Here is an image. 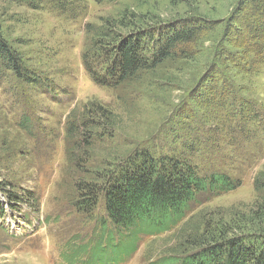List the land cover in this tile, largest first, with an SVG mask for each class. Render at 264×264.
I'll list each match as a JSON object with an SVG mask.
<instances>
[{"label": "rangeland", "instance_id": "1", "mask_svg": "<svg viewBox=\"0 0 264 264\" xmlns=\"http://www.w3.org/2000/svg\"><path fill=\"white\" fill-rule=\"evenodd\" d=\"M238 2L85 0L81 11L60 14L0 0V28L8 45L22 55L28 68L53 80L64 90L61 95L67 96L59 101L47 97L11 72L0 79V181L10 182L20 195L23 190L33 191L36 198L31 207L21 205L12 212L0 193V207L6 211L0 219V264H66L60 254L69 245L76 251L95 241L96 221L74 208L76 183L142 150L155 157L185 151L200 169L223 170L241 184L231 191L199 195L183 223L161 234L140 235L135 251L120 264H150L171 253L190 254L184 244L195 224L200 233L206 231L201 225L205 221L207 233L212 227L230 226L242 232L262 224L252 219L264 213V190L258 191L255 184L258 174L264 175V128L256 141L239 148L237 142L224 138L229 137L221 126L226 120L223 113H218L217 124L197 125V119H208V110L192 98L211 86L201 78L222 52H240L222 33ZM194 17L212 20L215 29L190 47L189 57L142 68L116 86L98 85L88 77L82 59L100 50L97 38L92 39L100 28V35L114 41L111 49L132 29L156 30ZM143 41L150 46L144 37ZM227 73L240 96L264 107V62L251 73L233 69ZM92 105L108 111V130L102 136L95 133L86 150L78 129L89 118L86 111ZM184 105L189 116H180ZM31 112L26 131L21 119ZM72 123L76 127L70 131ZM194 136L200 145H193ZM186 142L192 143L190 149L183 145ZM74 154L82 157L81 162H76Z\"/></svg>", "mask_w": 264, "mask_h": 264}, {"label": "trees", "instance_id": "2", "mask_svg": "<svg viewBox=\"0 0 264 264\" xmlns=\"http://www.w3.org/2000/svg\"><path fill=\"white\" fill-rule=\"evenodd\" d=\"M5 1L32 9L47 8L57 13L78 12L84 9L85 4V0ZM214 26L210 19L194 17L176 20L156 30L132 29L127 36L120 37L111 49L114 41L107 39L105 34L100 35V28L92 38H97L100 50L93 55L84 54L82 61L88 77L94 83L116 86L142 68H154L172 58L189 57L190 47H196L201 36L213 31ZM222 33L225 37L229 36L226 42L233 43L240 52H222L201 78L211 86L192 98L196 99L194 101L198 106L203 105L208 110V119H197L199 127L210 122L217 124L218 113H223L222 118L226 120L221 126L228 131L226 135L230 139L225 135L224 138L237 142L239 148H243L250 141H256L258 132L264 128V107L240 96L239 88L226 70L251 73L264 62V0H239ZM143 37L150 42V46L145 44ZM103 49L104 55H101ZM141 50L150 57H146ZM224 60L229 64L221 65ZM8 72L47 97L57 101L67 97L61 95L64 90L56 86L53 80L26 66L22 55L8 45L0 28V79H5ZM221 75L223 79H219ZM93 107L86 111L89 118L84 120L83 128L78 129L84 138L86 150L94 141L95 133L102 136L108 130V111L98 105ZM187 111L189 108L185 106L180 116H189ZM28 116L21 119V126L26 131L30 129L32 112ZM228 119L230 122H227ZM71 126L70 131L76 127L74 123ZM195 138L193 145H200ZM216 138L219 140V136ZM183 145L190 149L192 143ZM73 157L77 163L82 160L80 155L74 154ZM193 161V156L185 151L176 156L155 157L142 150L123 157L113 167H100L94 171L93 178L84 177L76 183L74 208L82 216L96 221L97 235L92 243L79 246L80 250L72 251L69 245L60 254L66 259V264H120L135 251L140 235L161 234L183 223L199 195L218 194L240 186L238 177L219 169H200ZM255 184L258 191L264 190L262 173L258 174ZM0 193L9 201L12 212L21 205L31 207L29 204L33 198L36 201L33 191L23 190L20 195L14 192L8 181H0ZM5 213V209L0 207V219ZM252 221H260L262 226L257 224L242 232H236L230 226L220 229L212 227L207 233L209 223L205 221L201 225L206 231L200 233L199 225L195 224L187 244H184L192 251H189L190 254L171 253L150 264H264V213ZM250 232L252 234L249 235Z\"/></svg>", "mask_w": 264, "mask_h": 264}]
</instances>
